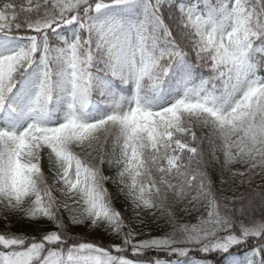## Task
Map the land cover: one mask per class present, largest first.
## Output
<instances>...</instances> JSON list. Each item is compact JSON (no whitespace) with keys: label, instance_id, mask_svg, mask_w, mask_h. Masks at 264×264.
<instances>
[{"label":"snow or ice","instance_id":"snow-or-ice-1","mask_svg":"<svg viewBox=\"0 0 264 264\" xmlns=\"http://www.w3.org/2000/svg\"><path fill=\"white\" fill-rule=\"evenodd\" d=\"M261 174L264 0H0V264H264Z\"/></svg>","mask_w":264,"mask_h":264},{"label":"trees","instance_id":"trees-1","mask_svg":"<svg viewBox=\"0 0 264 264\" xmlns=\"http://www.w3.org/2000/svg\"><path fill=\"white\" fill-rule=\"evenodd\" d=\"M19 2V0H18ZM24 2L26 3L27 0H24ZM236 167L240 168L241 171H243V168L239 165H237ZM259 171V170H257ZM105 172L106 174H111V175H115V168L109 170L107 168V165H105ZM211 175V173H210ZM214 180H215V183H216V187L217 189H225L226 192H227V195L231 196L232 195V192L233 190L236 188V185L239 183V180L237 179L235 183H233L232 181V178L229 174H225V176L221 177V175L219 174V172H217L215 175H214ZM225 180L226 183H223L221 184V180ZM262 181H264V174H261V175H258L255 177V183L256 184H259L261 183ZM107 187H109V190L112 191L113 193H115L116 189H115V186L112 185L111 183L109 185H107ZM239 191H243V189H239ZM124 200L123 198L119 199L117 202H116V206L117 208H120V207H123L124 206ZM198 213L195 212V210H193V213H192V216H188L187 214L183 213V212H178L177 215L178 217H180L181 219V222H185V221H189L191 220L193 223L195 222L194 220V216L197 215ZM65 215V218L67 217V213H64ZM13 225H14V231H16L18 234H27L29 236H31L32 234L36 233L37 232V228L35 226H31L27 223H20L18 222L17 220H13ZM74 233L76 234L77 238L79 239L80 237H83L87 240H95V241H103L104 243H107V237H104L102 236L100 233H96V232H92V234L90 236H88L85 232L86 229L82 228V227H77V228H74L73 229ZM145 232H151L153 235H157V234H161L160 233V229L157 228L155 225L149 227V228H146L145 229ZM131 252H129V256H131ZM150 257L155 259L156 256H153L152 254H150ZM159 259L161 260H166V259H175V257H171L169 258L167 256L166 253H159V256H158Z\"/></svg>","mask_w":264,"mask_h":264},{"label":"rangeland","instance_id":"rangeland-1","mask_svg":"<svg viewBox=\"0 0 264 264\" xmlns=\"http://www.w3.org/2000/svg\"><path fill=\"white\" fill-rule=\"evenodd\" d=\"M55 194L58 195V193H55ZM85 232H87L86 234H87L88 236H90V235L92 234V232H91L90 230H87V229H86Z\"/></svg>","mask_w":264,"mask_h":264}]
</instances>
